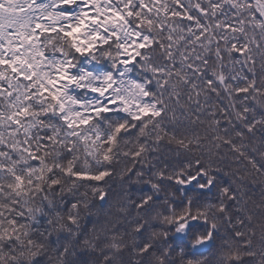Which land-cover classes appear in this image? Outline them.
Segmentation results:
<instances>
[{
    "label": "snow or ice",
    "instance_id": "6c2138e0",
    "mask_svg": "<svg viewBox=\"0 0 264 264\" xmlns=\"http://www.w3.org/2000/svg\"><path fill=\"white\" fill-rule=\"evenodd\" d=\"M0 264H264V0H0Z\"/></svg>",
    "mask_w": 264,
    "mask_h": 264
}]
</instances>
